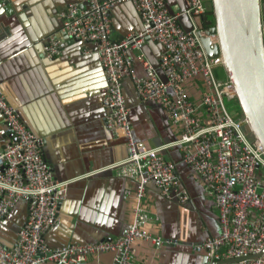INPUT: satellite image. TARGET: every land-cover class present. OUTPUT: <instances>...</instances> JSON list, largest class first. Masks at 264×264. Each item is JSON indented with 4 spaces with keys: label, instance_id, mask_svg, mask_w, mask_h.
<instances>
[{
    "label": "built area",
    "instance_id": "2783aa9c",
    "mask_svg": "<svg viewBox=\"0 0 264 264\" xmlns=\"http://www.w3.org/2000/svg\"><path fill=\"white\" fill-rule=\"evenodd\" d=\"M124 2L136 8L141 29L114 41L110 11ZM204 13V0H186L185 9L178 13H172L165 0H80L61 12L63 32L78 42L93 44L104 71L105 124L124 132L128 148V156L115 166L135 182L125 195L133 201L132 220L114 239L49 246L44 233L59 222L69 181L53 177L42 156L43 139L26 126L0 88V116L9 136L0 149V223L20 200L27 201V217L14 244L9 248L0 244V260L6 264H86L89 257L110 253L112 264H141L135 261L138 240L157 247L177 244L146 230L150 216L144 198L149 184L164 197L180 202L187 197L179 188L174 162L163 156L168 145L151 148L135 140L123 92L125 78L132 81L143 103L161 107L168 120L181 127V137L173 145L181 148L182 161L216 201L219 233L191 245L192 249L211 261L245 258L264 249L263 151L244 131L245 119L236 118L227 106L235 92L229 77L221 82L216 75L215 69L223 66L221 57L206 54L195 26L186 30L179 23L183 14L194 18ZM209 39L212 48L217 36L209 35ZM147 40L162 47L157 64L143 53ZM130 50L138 55L133 57ZM61 52L60 40L48 37L44 56L53 58ZM189 81L202 85L199 104L188 95ZM199 107L204 114H198ZM227 264H264V254Z\"/></svg>",
    "mask_w": 264,
    "mask_h": 264
},
{
    "label": "crops",
    "instance_id": "0c3cea01",
    "mask_svg": "<svg viewBox=\"0 0 264 264\" xmlns=\"http://www.w3.org/2000/svg\"><path fill=\"white\" fill-rule=\"evenodd\" d=\"M79 1L8 0L0 7V88L26 126L43 139L42 156L53 177L69 181L67 196L59 207V222L44 233L51 247L114 239L125 232L132 220L133 201L125 195L135 188V182L115 166L128 156V148L124 132L108 129L105 124L104 71L93 44L71 39L62 30L61 12L68 4ZM165 1L172 13L186 7V0ZM260 5L264 25V0ZM110 19L114 41L141 29L139 14L130 2L114 6ZM179 23L186 30L195 26L193 18L185 14L179 17ZM50 36L62 44L61 54L53 58L43 54ZM161 51L160 45L149 40L143 46V53L154 64ZM130 54L135 57L138 52L130 50ZM220 67L223 66L215 69L216 75ZM137 72L141 74L139 67ZM185 87L199 104L201 83L189 81ZM123 92L135 140L151 148L168 145L163 156L174 162L179 188L187 197L180 202L162 196L153 184L148 185L144 205L150 221L146 230L177 244L157 247L138 240L135 261L209 264L211 260L195 252L191 245L219 233L218 210L215 199L182 161L181 148L173 145L180 139L182 129L168 120L161 107L143 103L129 78L123 80ZM198 112L204 114L201 107ZM233 115L242 118V113ZM8 138L0 116V149ZM26 217L27 201L20 200L0 223L2 246L14 244ZM111 262L112 254L104 253L89 257L86 264ZM0 264L6 263L0 260Z\"/></svg>",
    "mask_w": 264,
    "mask_h": 264
},
{
    "label": "water",
    "instance_id": "95a60500",
    "mask_svg": "<svg viewBox=\"0 0 264 264\" xmlns=\"http://www.w3.org/2000/svg\"><path fill=\"white\" fill-rule=\"evenodd\" d=\"M8 0H0L8 4ZM206 13L194 17L201 45L209 57L220 56L245 119L244 131L264 154V29L260 0H204ZM209 35L217 36L212 45ZM264 249L245 258L210 261L234 263L256 259Z\"/></svg>",
    "mask_w": 264,
    "mask_h": 264
},
{
    "label": "rangeland",
    "instance_id": "374dc122",
    "mask_svg": "<svg viewBox=\"0 0 264 264\" xmlns=\"http://www.w3.org/2000/svg\"><path fill=\"white\" fill-rule=\"evenodd\" d=\"M263 29H264V26H263ZM217 75H218L219 80L221 82H225L227 80L225 77L227 75H226V72L224 71L223 67L219 68V70L217 71ZM227 106H228L229 110L232 112V114H233V112H237L238 114L241 113V109H240V106H239L236 98H234L231 101H227Z\"/></svg>",
    "mask_w": 264,
    "mask_h": 264
}]
</instances>
